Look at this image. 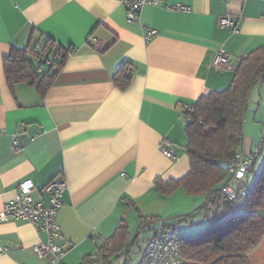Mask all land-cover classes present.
<instances>
[{"label": "crops", "instance_id": "obj_1", "mask_svg": "<svg viewBox=\"0 0 264 264\" xmlns=\"http://www.w3.org/2000/svg\"><path fill=\"white\" fill-rule=\"evenodd\" d=\"M225 16L233 27L221 25ZM47 37L74 47L48 91L10 84L5 57L14 48L39 50ZM263 45L264 0H161L145 5L137 21L121 0H0V214L23 180L34 182L40 198L38 190L64 176L56 242L66 246L65 264H80L122 219L131 237L137 209L158 216L157 225L179 214L178 204L197 209L204 196L180 189L165 197L155 185L189 171L183 108L226 88L239 62ZM219 50L236 58L232 71L212 66ZM124 64L131 81L121 88L114 75ZM244 131L241 151L259 146L263 153L264 137L257 142L247 119ZM164 139L174 143L176 160L160 150ZM244 212L245 200L231 214ZM47 240L32 223L0 216V264H46L33 246Z\"/></svg>", "mask_w": 264, "mask_h": 264}, {"label": "trees", "instance_id": "obj_2", "mask_svg": "<svg viewBox=\"0 0 264 264\" xmlns=\"http://www.w3.org/2000/svg\"><path fill=\"white\" fill-rule=\"evenodd\" d=\"M73 51V46L64 48L50 37H47L43 48H34L31 53L28 49L14 48L4 61L7 80L10 84L26 82L45 94ZM29 54L38 57L37 62ZM43 56L53 58L50 63H46ZM42 63L45 67L41 71ZM130 81L128 66L124 64L115 72L114 82L121 88H126ZM263 82L264 45L239 62L231 83L226 88L213 90L183 108L189 171L179 178H157L155 185L156 190L165 197H170L180 189L190 196L205 197L201 206L185 214L191 217L196 210L204 209L208 224L203 231L194 237L173 233L188 264H251L249 254L264 238V163L254 181L249 180L262 150L256 146L248 155L241 151L251 90ZM261 141L263 142V138ZM172 144L174 150V143ZM257 150L256 158L251 160ZM249 159L251 165L246 171L247 181L244 183L249 188L244 199L245 212L232 215L238 202L229 199L223 192V187L236 181L234 167L241 168L243 162ZM137 211L140 225L132 238L134 242L130 243L132 239L130 240L129 226L122 219L115 233L98 244L96 254L100 260H107L118 252L123 253L129 243H136L138 248L141 241L153 234V229H146V226L154 224L159 217H147L139 209ZM160 225L169 230L175 223L164 220ZM124 254V264H127L131 252L128 249ZM90 257L86 256L84 260Z\"/></svg>", "mask_w": 264, "mask_h": 264}, {"label": "built area", "instance_id": "obj_3", "mask_svg": "<svg viewBox=\"0 0 264 264\" xmlns=\"http://www.w3.org/2000/svg\"><path fill=\"white\" fill-rule=\"evenodd\" d=\"M161 0H121L127 10L129 21H137L141 18V13L145 5L151 3L157 5ZM182 9L178 6L177 9ZM221 25L233 27L235 22L229 16L222 17ZM156 32H148L149 39ZM234 58L224 50L217 51L212 57V66L219 70H233ZM15 150L21 149V144L13 143ZM160 150L170 158L176 160L178 156L173 150L171 141L164 139L159 144ZM258 150L250 158H256ZM249 160L243 162L239 168L235 166V182H229L223 187V192L229 199L240 202L245 199L249 188L244 183L247 181L246 171L251 164ZM69 184L64 176L59 175L51 179L44 185L40 193V198H36L34 191L36 186L31 179L23 180L16 189L13 200L6 202L0 214L3 220L21 219L26 220L36 226L37 230L46 232L48 240L38 242L33 246V250L39 259L45 260L46 264H64L63 257L66 253V246L56 242L59 235L60 226L57 216L60 207L63 205V194L68 190ZM146 229H153V234L139 243V253L137 259L127 264H188L183 258L181 247L175 239L173 233L160 224L149 223ZM99 255L91 256L80 264H93L98 261Z\"/></svg>", "mask_w": 264, "mask_h": 264}, {"label": "rangeland", "instance_id": "obj_4", "mask_svg": "<svg viewBox=\"0 0 264 264\" xmlns=\"http://www.w3.org/2000/svg\"><path fill=\"white\" fill-rule=\"evenodd\" d=\"M262 92L264 95V82L262 83ZM260 87V88H261ZM260 88L258 85H255L250 94V108H248V111L246 113L245 122L247 119V128L251 127V132L259 134V140L257 142H261L262 138L264 137V100H260ZM261 102L262 104H260ZM260 104V106H259ZM184 123V121H183ZM262 136V138H261ZM165 155V154H164ZM167 156V155H166ZM169 157V156H167ZM264 162V151L260 158L257 160V163L255 164V168L250 174L251 182L254 181V177L256 173H260L261 168L263 166ZM199 196H195L197 198ZM199 200L201 201V197H199ZM244 200V199H243ZM243 200H241L243 202ZM203 202H200L198 204L199 206L202 205ZM190 206L188 205H180L178 204L176 207H174V210L176 211V214L173 217L169 219L170 222L175 223V226H172L169 231L174 233L175 235H183L186 237H194L197 236L199 233L203 231V229L208 224V219L205 217V210L204 209H198L194 213V215L187 216L185 214L188 213ZM187 211V212H186ZM183 213V214H182ZM184 217H186L184 219ZM189 221H192L189 223ZM140 225V222L138 218L135 216V221H131L130 223V230L132 236L130 237V240L135 236V232L138 229ZM134 242L133 239L130 241V243ZM126 245L124 248L123 253H115L112 256H109L107 260H100L98 257V261L94 262L93 264H124L125 263V256L124 254L128 249L131 252V258L128 261V263L133 262L137 259V255L139 253V247H136V243ZM95 257V254L93 255ZM249 259L251 261V264H264V238L261 241V243L258 245L257 248L252 250L249 254ZM102 262V263H101Z\"/></svg>", "mask_w": 264, "mask_h": 264}]
</instances>
